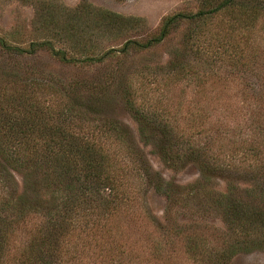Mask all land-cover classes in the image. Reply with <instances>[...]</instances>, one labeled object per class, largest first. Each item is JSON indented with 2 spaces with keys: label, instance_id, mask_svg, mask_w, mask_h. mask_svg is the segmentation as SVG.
<instances>
[{
  "label": "trees",
  "instance_id": "trees-1",
  "mask_svg": "<svg viewBox=\"0 0 264 264\" xmlns=\"http://www.w3.org/2000/svg\"><path fill=\"white\" fill-rule=\"evenodd\" d=\"M204 2L208 7L195 13L166 18L145 42L129 40L122 47L148 49L186 18L204 24L186 35L198 46L169 62L155 98L129 90L126 104L138 123L136 134L101 116L99 104L108 97L76 94L79 82L56 89L52 82L23 79L26 93L10 99L0 91V264H156L160 242L146 255V248L120 234L124 218L164 229L145 209L149 187L178 211L215 213L226 225L212 247L198 232L181 235L175 219L169 225L165 236L171 238L162 236L164 244L182 242L197 264H227L240 246H264V0ZM226 13L228 20L210 27V20ZM204 31L210 35L206 47L199 45ZM49 44L32 42L22 49L0 39L19 55ZM51 53L76 61L61 50ZM102 59L88 55L81 62ZM247 76L256 77V88ZM182 82L191 89L186 105L184 88L174 91ZM236 88L231 96L221 94ZM147 146L170 168L197 166L200 178L189 184L186 196L152 168ZM215 179L224 181V191L214 188Z\"/></svg>",
  "mask_w": 264,
  "mask_h": 264
},
{
  "label": "rangeland",
  "instance_id": "rangeland-1",
  "mask_svg": "<svg viewBox=\"0 0 264 264\" xmlns=\"http://www.w3.org/2000/svg\"><path fill=\"white\" fill-rule=\"evenodd\" d=\"M205 7L208 4L204 0H0V39L3 45L26 49L32 42L50 43L41 46L30 56L19 55L0 45V91L10 99L20 92L26 93L20 85L23 79L52 82L56 89L79 82L81 86L76 87V94L89 98L97 92L108 97L106 102L99 104L101 116L118 120L136 134L138 123L126 104L129 90L135 91L137 95L147 93L149 97L155 98L159 93L155 90L163 87L169 62L175 56H187L191 46H198L186 35L202 31L200 29L204 24L200 20L186 18L171 28L162 42L148 49L123 52L122 47L129 40L145 42L155 36L166 18L176 13L192 14ZM102 16H105L104 20L100 18ZM229 17L227 13L214 17L209 21L210 27ZM203 33L199 45L206 47L210 35L207 31ZM51 48L64 51L66 57L76 61H61L51 53ZM88 55L103 59L91 63L81 62ZM221 73L227 75L224 70ZM236 76L240 77L241 74L238 72ZM253 77L247 76L246 81L255 87L256 77ZM185 82L174 90L177 92L178 88H184V105L189 102L191 95L190 86L185 87ZM90 87L95 90L92 91ZM236 92H239L237 88L221 94L231 96ZM139 97L137 100H140ZM236 100L239 101V97ZM177 119L178 123L183 124L180 115ZM217 137L220 143L227 141H224L223 134ZM152 149L150 146L144 148L152 168L160 172L164 179H172L180 185V192L185 195L189 184L200 178L197 166L188 164L183 168H170L151 152ZM212 182L215 189L224 191V181L215 179ZM144 195L145 209L157 217L164 229L156 227L152 221L145 223L139 218L133 223L124 218L119 220L120 234L128 242L146 248V255L153 242H160L161 257L156 264H197L185 251L182 242L165 245L161 239L162 236L171 238L166 237L165 233L169 225L174 224V219L181 235L198 232L208 238L209 247L217 245V237L227 231L226 225L215 213L202 217L184 209L178 211L164 194L155 192L152 187L147 188ZM169 213L171 219H167ZM181 238L179 235L177 239ZM241 247L233 253L227 264H264V246Z\"/></svg>",
  "mask_w": 264,
  "mask_h": 264
}]
</instances>
